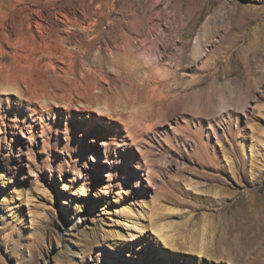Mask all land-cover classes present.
Returning a JSON list of instances; mask_svg holds the SVG:
<instances>
[{"label":"rangeland","instance_id":"rangeland-1","mask_svg":"<svg viewBox=\"0 0 264 264\" xmlns=\"http://www.w3.org/2000/svg\"><path fill=\"white\" fill-rule=\"evenodd\" d=\"M0 1V264H264V0Z\"/></svg>","mask_w":264,"mask_h":264},{"label":"bare ground","instance_id":"bare-ground-1","mask_svg":"<svg viewBox=\"0 0 264 264\" xmlns=\"http://www.w3.org/2000/svg\"><path fill=\"white\" fill-rule=\"evenodd\" d=\"M6 10L4 9V7H3V5L1 4V1H0V23H1V21L3 22V20H2V18H4V16H6V12H5ZM19 38V37H18ZM17 38V39H18ZM22 39V38H21ZM23 40V39H22ZM21 40V41H22ZM25 42V41H24ZM25 50V49H24ZM29 51V50H28ZM24 54V53H23ZM26 54V53H25ZM29 54H30V52H29ZM31 54H32V52H31ZM27 55V54H26ZM25 55V56H26ZM18 56V55H17ZM21 56V55H20ZM19 56V59L18 60H24L23 62H25V63H30L29 61L31 60H29V57H20ZM23 56V55H22ZM29 56H31V55H29ZM17 60V61H18ZM114 64V63H113ZM20 66V67H19ZM28 67H31V65H27ZM123 66V65H122ZM16 68H14L13 70H14V73H17V74H22L23 75V68H24V65L22 66V65H17V66H15ZM124 67V66H123ZM122 67V68H123ZM125 68V67H124ZM127 70H128V68H126ZM6 70V69H5ZM127 70H125V71H127ZM119 71H121V70H119ZM118 71V72H119ZM3 72L4 71H2V75H3ZM6 73V72H5ZM123 73H124V71H123ZM1 74V73H0ZM111 74V73H110ZM119 74H121V73H119ZM7 75H10V74H8L7 73ZM117 75V74H116ZM118 76V75H117ZM121 76V75H120ZM10 77V76H9ZM23 77V76H22ZM37 77V76H36ZM30 78H31V76H30ZM42 78V77H41ZM40 78V79H41ZM104 78V77H103ZM2 79V78H1ZM105 79V78H104ZM107 79V78H106ZM6 80V79H5ZM8 80V79H7ZM26 80V79H25ZM29 80V79H28ZM30 80H33V79H30ZM36 80H38V78L36 79ZM39 81V80H38ZM92 81V80H91ZM91 81H90V85L93 83H91ZM28 82V81H27ZM34 82V81H33ZM85 82V81H84ZM106 82V81H105ZM30 83V82H29ZM36 83V82H35ZM35 83H33V84H35ZM37 83H40V82H37ZM35 84V85H38V84ZM47 83H48V81H47ZM86 83V82H85ZM89 83V82H88ZM109 83V82H108ZM28 84V83H27ZM41 84H42V79H41ZM46 84V83H45ZM95 84V83H94ZM30 85V84H29ZM93 85V84H92ZM39 86V85H38ZM45 86V85H44ZM79 86H80V84H79ZM89 86V85H88ZM87 86V83H86V87H88ZM29 87V86H28ZM31 87V86H30ZM47 87V86H46ZM49 87V86H48ZM82 87V86H81ZM92 87V86H91ZM96 87V86H95ZM94 87V88H95ZM34 88H35V86H34ZM42 89H41V92L43 93V91H45V90H43V87H41ZM78 88V87H77ZM93 88V87H92ZM143 88V87H142ZM145 88V87H144ZM31 89H33V87L31 88ZM80 89V88H79ZM38 90H39V88H38ZM68 90V89H67ZM67 90H66V94H67ZM90 90V89H89ZM141 90H143V89H141ZM63 91H65V90H63ZM77 91V90H76ZM81 91V90H80ZM83 91V90H82ZM81 91V92H82ZM92 91V89L90 90V92ZM40 92V93H41ZM36 93V92H35ZM35 93H34V95H35ZM38 93V92H37ZM71 93V92H70ZM75 93H77V92H75ZM83 94H84V91L82 92ZM159 93V92H158ZM93 94H94V92H93ZM41 95V94H40ZM40 95H38L39 97H40ZM62 95V94H61ZM75 95V94H74ZM79 95H81L80 94V92H79ZM89 95H91V93L89 94ZM37 96V97H38ZM66 96V95H65ZM64 96V97H65ZM86 96V95H85ZM87 96H88V93H87ZM87 96H86V98H87ZM36 97V96H35ZM38 97V98H39ZM75 97V96H74ZM80 97V96H79ZM83 97H84V95H83ZM90 97V96H89ZM160 97V96H159ZM77 98H78V96H77ZM76 98V100H78ZM93 98L94 97H92V99L90 98V100H92V101H94L93 100ZM96 98V97H95ZM81 99H82V95H81ZM39 100V99H38ZM79 100H80V98H79ZM83 100V99H82ZM86 100H88V99H86ZM85 100V104H87V106H89V104L87 103L88 101H86ZM84 101V100H83ZM82 101V103L84 104V102ZM91 101V102H92ZM78 102V101H77ZM97 102V101H96ZM80 103V102H79ZM82 104V105H83ZM84 104V105H85ZM78 105H76L75 106V108L77 107ZM91 107H92V105H90ZM95 106V105H94ZM94 106H93V108H94ZM96 107H98V106H96ZM84 108H85V106H84ZM87 108H89V107H87ZM86 108V109H87ZM80 109H83V108H80ZM90 109H92V108H90ZM99 109H100V107H99ZM103 109H106L107 110V108L105 107V108H103ZM109 109V108H108ZM96 110V109H95ZM106 110H103V111H106ZM77 111H78V109H77ZM88 111H90V110H88ZM88 111H86L85 109L84 110H80V112H88ZM91 111H93V109L91 110ZM97 111V110H96ZM94 112V113H97L99 116H100V118H101V123L102 124H104V125H110V123H106L105 122V120H104V117L106 118V117H108L107 119H109V121L111 120H115L114 118H112V117H109V116H111V115H109L108 116V114L106 115L105 113H100L101 111H99V112ZM107 111H109V110H107ZM106 111V112H107ZM79 112V113H80ZM91 114V113H90ZM118 117V116H117ZM91 116H89V119H90V121H91ZM129 121V120H128ZM30 122H34L35 124H38L37 123V120L36 119H30ZM117 122V121H116ZM91 126V122H88V127L89 128H91L90 127ZM110 126H112L113 127V124L112 125H110ZM126 126V125H125ZM130 128V127H129ZM140 130V129H139ZM129 132V131H128ZM109 136L107 137L109 140H113L114 141V139H112V137H110V136H112V133L109 131ZM129 139V138H128ZM125 140L126 139H123L122 141L123 142H125ZM127 141V140H126ZM131 142V141H130ZM114 144V143H113ZM117 146H119V145H117ZM156 228V227H155ZM239 228V231H240V234H239V231L235 228L234 230L233 229H231V228H227V229H225V232L227 231V236L228 235H231V234H235V237H236V239L235 240H237L238 242H239V244L238 245H236V244H234L233 242L234 241H229V240H226L225 241V255H231V254H233L234 256H236V257H238L239 259H243L245 256H249V257H252V255H254L255 254V252L252 250V251H250L249 249H248V243H246V242H242L243 241V239H244V237H246L248 234L250 235L252 232V235H251V237L254 239V238H257V240L256 241H258V242H260V243H263V241H264V230L262 229V228H260V229H257L254 225H251V227L248 229V230H244L243 228H241L240 226L238 227ZM155 231L158 233V235H159V240L161 239L162 240V242H164L166 245L167 244H171L172 242H170L169 243V241H168V238L167 237H164L163 236V234H162V228L159 226V227H157V229H155ZM164 233V232H163ZM226 235V234H225ZM249 235H248V237H249ZM191 239V238H190ZM249 239V238H248ZM247 239V240H248ZM171 241V240H170ZM189 241V240H188ZM193 241V240H192ZM189 242H191V241H189ZM237 242V243H238ZM193 243V242H192ZM191 243V244H192ZM255 243H257V242H255ZM179 244V243H178ZM190 243H188L187 245L185 244V249H187V250H189V251H193L194 250V248L196 249V247H194L193 248V246L191 245ZM196 245V244H195ZM170 246V245H169ZM184 247V246H183ZM204 247V246H203ZM198 251H199V254H201L202 253V245L201 246H199L198 247V249H197ZM196 250V251H197ZM214 256V255H213ZM215 256H217V255H215ZM255 260V259H254ZM257 263V262H256Z\"/></svg>","mask_w":264,"mask_h":264}]
</instances>
